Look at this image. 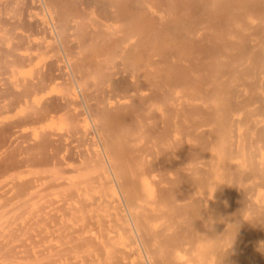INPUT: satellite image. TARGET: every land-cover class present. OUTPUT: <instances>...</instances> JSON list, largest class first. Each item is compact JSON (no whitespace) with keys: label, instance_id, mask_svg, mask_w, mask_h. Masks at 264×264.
I'll return each instance as SVG.
<instances>
[{"label":"bare ground","instance_id":"1","mask_svg":"<svg viewBox=\"0 0 264 264\" xmlns=\"http://www.w3.org/2000/svg\"><path fill=\"white\" fill-rule=\"evenodd\" d=\"M24 127L9 264H264V0H0Z\"/></svg>","mask_w":264,"mask_h":264},{"label":"rangeland","instance_id":"2","mask_svg":"<svg viewBox=\"0 0 264 264\" xmlns=\"http://www.w3.org/2000/svg\"><path fill=\"white\" fill-rule=\"evenodd\" d=\"M36 53V52H34ZM24 137H16L15 143H0V165L5 166L3 173L0 175V264H9L7 250L10 246L8 241L7 226L10 220L11 209L9 203L16 198L17 181L26 177V172L20 173L14 166H11L8 159L11 157L19 158L26 154L21 151L25 141L32 137L36 128H22ZM66 164L75 167L74 159L66 160ZM29 176V175H28Z\"/></svg>","mask_w":264,"mask_h":264}]
</instances>
